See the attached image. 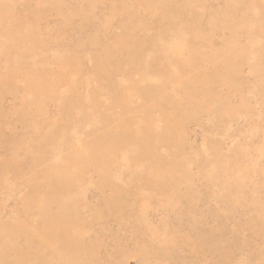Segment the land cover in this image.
<instances>
[{
  "label": "rangeland",
  "instance_id": "obj_1",
  "mask_svg": "<svg viewBox=\"0 0 264 264\" xmlns=\"http://www.w3.org/2000/svg\"><path fill=\"white\" fill-rule=\"evenodd\" d=\"M0 264H264V0H0Z\"/></svg>",
  "mask_w": 264,
  "mask_h": 264
}]
</instances>
